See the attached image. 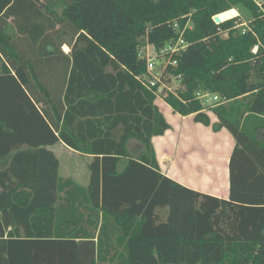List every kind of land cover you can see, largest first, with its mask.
Wrapping results in <instances>:
<instances>
[{"label":"trees","instance_id":"1","mask_svg":"<svg viewBox=\"0 0 264 264\" xmlns=\"http://www.w3.org/2000/svg\"><path fill=\"white\" fill-rule=\"evenodd\" d=\"M183 18L187 104H166L234 139L228 201L164 177L152 144L171 128L139 52ZM261 130L264 0H0V264H264ZM60 145L92 158L87 188L60 177Z\"/></svg>","mask_w":264,"mask_h":264},{"label":"crops","instance_id":"2","mask_svg":"<svg viewBox=\"0 0 264 264\" xmlns=\"http://www.w3.org/2000/svg\"><path fill=\"white\" fill-rule=\"evenodd\" d=\"M65 47L68 48L64 46L63 50ZM155 106L171 128L164 136L152 140L162 175L190 191L228 201L230 161L235 149L232 136L226 130L214 131L213 126L218 124L216 117L215 119L210 117L212 126L205 127L197 124L193 116L183 118L175 114L168 105L159 101L155 102ZM166 113L169 119L165 117ZM257 137L259 141H264V130H261ZM133 142L136 141L130 142L129 146ZM57 149L64 153L63 156L66 155L69 158L73 156V158L88 161L82 183L77 182L71 175L63 178L60 174L61 178L71 179L80 187L87 188L90 179L89 165L92 158L80 155L64 145L52 149L55 155ZM72 159L66 158V160ZM123 167L125 168V165ZM70 168L68 174L72 173V167ZM123 169L120 168V171ZM161 215L166 218L164 212Z\"/></svg>","mask_w":264,"mask_h":264},{"label":"built area","instance_id":"3","mask_svg":"<svg viewBox=\"0 0 264 264\" xmlns=\"http://www.w3.org/2000/svg\"><path fill=\"white\" fill-rule=\"evenodd\" d=\"M257 5L261 6V3H257ZM238 17L239 15L237 14L236 18ZM187 19L183 18L181 21H175L171 24V28L176 33L177 37L167 42L164 46L157 48L148 44L146 40L142 43L143 47L140 49L139 59L146 63V73L144 76L140 77L139 80L144 87L155 95L156 102L159 101L166 104L167 98L174 97L184 105L187 104L182 98V95L186 93L184 80L181 76L174 75L178 66L177 59L181 57L189 47L188 43L185 41V35L187 32L194 30L193 22L190 18ZM185 20H187V22L183 24ZM236 30L240 31L241 34L245 36L250 32V24L240 21ZM221 36L223 38L228 37L227 33L221 34ZM257 51L256 48L253 54H257ZM195 96V100L200 102L205 110L224 103L219 96L210 93L198 92Z\"/></svg>","mask_w":264,"mask_h":264},{"label":"rangeland","instance_id":"4","mask_svg":"<svg viewBox=\"0 0 264 264\" xmlns=\"http://www.w3.org/2000/svg\"><path fill=\"white\" fill-rule=\"evenodd\" d=\"M64 51L66 53H69V49L68 48H64ZM209 114V117L211 118H214L215 117L211 114V113H208ZM165 117L167 119H169V115L168 113H166ZM144 151L143 147L141 145H139V143H136V142H133L131 143V145L129 146V152L131 154V157L134 158V159H137L138 156ZM57 153H58V159L60 161V174H61V177H67V176H72L74 177L77 182H81L82 183V179L85 178V166L87 165L88 161H83V159L81 158H73V156H71L70 158L72 160H66V158L70 159L69 157H67L66 155L63 156L62 154H64L63 152L59 151L57 149ZM56 153V155H57ZM126 163H124L125 165ZM123 165V166H124ZM70 166L72 167V173L68 174L69 173V170L71 169ZM121 167V169H123L124 167ZM77 169V170H76ZM76 170V171H75Z\"/></svg>","mask_w":264,"mask_h":264},{"label":"water","instance_id":"5","mask_svg":"<svg viewBox=\"0 0 264 264\" xmlns=\"http://www.w3.org/2000/svg\"><path fill=\"white\" fill-rule=\"evenodd\" d=\"M214 22H215V24H217V25L222 24V22L220 21L219 17L214 18ZM142 43H144V40L142 41Z\"/></svg>","mask_w":264,"mask_h":264}]
</instances>
